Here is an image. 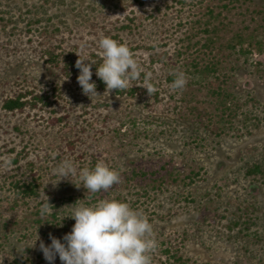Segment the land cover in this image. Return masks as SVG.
Here are the masks:
<instances>
[{"label": "rangeland", "instance_id": "1", "mask_svg": "<svg viewBox=\"0 0 264 264\" xmlns=\"http://www.w3.org/2000/svg\"><path fill=\"white\" fill-rule=\"evenodd\" d=\"M210 20L224 26L211 32ZM105 36L127 44L158 97L136 85L143 73L128 85L137 94L106 90L95 65L99 95L83 94L64 56L102 61ZM253 36L262 45L252 48ZM212 62L216 72L194 74ZM177 70L183 89L172 88ZM27 91L49 102L3 107ZM65 159L77 183L97 162L119 183L86 198L68 179L53 184ZM255 164L264 169V0H0V264H48L35 240H63L74 219L54 223L80 199H117L146 217L151 264H264V172L249 174ZM29 183L38 195L20 191ZM46 195L52 214L41 217Z\"/></svg>", "mask_w": 264, "mask_h": 264}, {"label": "clouds", "instance_id": "2", "mask_svg": "<svg viewBox=\"0 0 264 264\" xmlns=\"http://www.w3.org/2000/svg\"><path fill=\"white\" fill-rule=\"evenodd\" d=\"M102 50V63L97 66L95 60L81 58L76 61L79 69L77 81L83 94L92 97L99 95L97 85L92 80V66L96 65V75L106 85V90H127L131 80H139L144 75L142 83L136 84L147 89L149 95L156 92L150 83L151 73H145L126 43L117 41L109 36L99 41ZM85 61H89L86 63ZM173 89H183L187 85V76L183 71H174ZM53 175L61 180H70L77 188L83 186L89 193L107 191L119 183L118 172L103 162H97L93 168L84 167L79 171L69 159L62 160L54 168ZM41 201L40 215H51L49 198ZM84 199V198H83ZM81 200V199H80ZM67 205L70 211L54 223L63 226L65 218L74 219L72 230L65 234L63 240L50 235V244L40 241L39 247L48 264H55L57 256L62 264H151L150 252L155 249L156 241L152 238L153 228L149 220L140 215L127 202L117 199H101L95 203L84 205L79 201ZM73 205H75L73 207ZM66 206V205H65Z\"/></svg>", "mask_w": 264, "mask_h": 264}, {"label": "trees", "instance_id": "3", "mask_svg": "<svg viewBox=\"0 0 264 264\" xmlns=\"http://www.w3.org/2000/svg\"><path fill=\"white\" fill-rule=\"evenodd\" d=\"M211 12H212L211 16H214V14H213L214 10H212ZM216 19H218V18H216ZM212 21L213 20H210V22L207 24V26L214 27L211 30V32L212 31L216 32L217 29L220 28L219 25L223 24V23L220 22L219 25L218 24L215 25V24H213ZM223 26H224V24H223ZM207 31H209V30H207ZM217 37H218V35H217ZM235 39L236 40L238 39V42H237L238 44L237 45H240L241 50L242 49L245 50L246 49V45H247L246 44L247 43V40H246L247 38L245 37V35L242 34V33H237ZM209 41H210L211 44L214 43L215 42V37L209 38ZM230 45L233 48L237 47L236 45H233V44H230ZM250 45H251L252 48H255L256 46L258 47V46L262 45V42L258 41L256 39V37L253 36V40L250 43ZM244 50H242V51H244ZM50 58L52 59V61H54L56 63V65L59 64V56H57L55 53H51L50 54ZM63 60H64L63 69L65 71H67L68 73L69 72H74L75 73L74 78L77 79V77L79 75V72H78L79 69L76 68V62L73 61V59L69 58V56H64ZM101 63H102V61L100 60L96 64H97V66H99ZM97 66L95 65L93 67V69L96 70ZM216 69H217V65H216V63H213V62L209 63L202 70L197 64H195V69H194L195 72H194V74L195 75L196 74H200V75H202L204 77L205 75L210 74V71L212 73L216 72ZM216 79L220 80V77L216 76ZM98 81H99V85L101 87H103V88L106 87L105 83L102 80L98 79ZM215 84H216V82H215ZM216 85H217V87L224 89L223 85H221L220 82H218V84H216ZM140 89H141L140 87H132L130 89L127 88V90H122V91L116 90V91H118L119 93H122V94L126 93V92L129 93V94H137ZM223 93L226 94L227 92H225V90H224ZM154 94H155L156 97H158V93L157 92H155ZM28 95H29V92L27 91V92L20 93V94H18L15 97L6 98L4 100L3 107L6 110H8V111H16V110H24L28 105H31V106L34 107V106H37L40 102H43V103H48L49 102V96L46 95V94H35V95H33L32 98H28ZM248 172H249V174H259V173L264 172V169L259 164H255L248 170ZM37 188H38V185L37 184H32V183H29L28 185H25V188L24 187H19V189H20V191L22 193L28 194V195H38ZM178 251H179V249H178ZM165 252L169 255V259H171V257H173L177 262L181 261L182 258H183L182 256L178 255V253H176L175 251L172 250V246H168L165 249ZM19 262L22 263V264H26V262H21V261H19ZM181 263L185 264L183 261Z\"/></svg>", "mask_w": 264, "mask_h": 264}]
</instances>
